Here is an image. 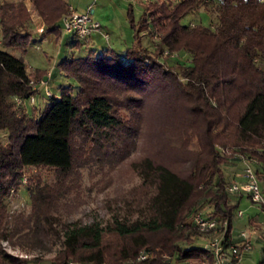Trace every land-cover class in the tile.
I'll use <instances>...</instances> for the list:
<instances>
[{
    "label": "trees",
    "instance_id": "1",
    "mask_svg": "<svg viewBox=\"0 0 264 264\" xmlns=\"http://www.w3.org/2000/svg\"><path fill=\"white\" fill-rule=\"evenodd\" d=\"M140 1L138 24L129 13L134 44L121 53L91 48L65 57L59 66L73 83L40 111L16 105L35 92L33 73L0 48V264L43 262L9 253L4 242L55 252L51 264H177L206 253L191 222L195 211L207 205L231 219L240 208L242 199L226 191L234 177L228 181L225 166L234 161L220 148L264 162V0ZM201 5L215 10L214 27L184 22ZM71 11L68 0H0L2 44L26 51L34 16L44 36L61 34ZM73 37L75 46L85 44ZM166 51L187 57L173 56L179 71L166 65ZM151 126L153 139L139 152ZM94 162L112 170L128 162L140 183L118 188L109 219H68L69 196L81 192L80 169ZM32 167L53 177H30L31 211L12 215L11 195ZM256 216L249 214L248 224ZM143 250L154 255L139 263Z\"/></svg>",
    "mask_w": 264,
    "mask_h": 264
},
{
    "label": "rangeland",
    "instance_id": "2",
    "mask_svg": "<svg viewBox=\"0 0 264 264\" xmlns=\"http://www.w3.org/2000/svg\"><path fill=\"white\" fill-rule=\"evenodd\" d=\"M77 13H85L87 9L92 6V16L102 25V33H107L109 38H106L101 32H96L92 35L91 39L85 41V44L82 46H71L68 44V35L65 36V31L62 29L61 34H48L43 35L41 30V25L39 21L34 16L32 30H33V40L30 45L27 47L26 51L20 49H14L11 47H5L2 44V30L0 28V48L6 50L7 52L17 56L22 57L27 65L29 72L33 73L31 77L32 87L35 92L31 94L34 99L27 100L25 103L16 105L20 108L31 109L35 106L38 110L44 106L45 99L49 95L45 92V87H39V81L44 79V77L37 76V69L49 70L54 74L52 81H48V89L51 95L59 96L61 94L60 87L62 85H67L73 83L72 79H68L62 73V69L59 66V63L67 56H85L91 48L95 50H101L103 48H114L117 52L125 51L127 48L131 47L135 42V32L132 27L131 15H129L130 10L136 24L141 20V17L144 13L143 2L140 0H68ZM185 23H191L192 25H208L214 27L217 23V14L212 6H199L193 12H191L185 19ZM155 40L158 41L159 37H155ZM144 43L149 45V40L144 39ZM153 45V44H152ZM150 45L149 49L154 54V47ZM94 46V47H93ZM89 47V48H88ZM150 51V52H151ZM173 56H178L180 59L185 60L187 57L178 54H171L168 51L164 52L163 60L167 62V66L171 69L179 71L180 66L175 62ZM162 59V58H161ZM44 92L41 95V92ZM154 100V98L152 99ZM155 100L152 101V105ZM154 110L155 106L152 107ZM37 110V111H38ZM41 110V109H40ZM39 110V111H40ZM38 111V112H39ZM152 113V114H151ZM151 117H153L154 111L151 112ZM148 114V115H149ZM153 126L145 128L148 132L147 141L144 138L140 141L139 152L141 147L144 145H149L151 139H153L151 129ZM0 137L3 141L6 139L4 133L0 134ZM151 138V139H150ZM138 153V151H136ZM135 156H137L135 154ZM131 156V158H133ZM128 162L122 164L120 167L112 170L110 167L105 165V167L98 166L97 162H94L92 166L84 167L80 169V189L81 192L78 197L71 193L70 198L67 201V204L70 205L67 210L72 215L67 217V214H63L65 209H63V219H83L87 220L90 216L98 215L103 219H109L111 214L108 211V208L116 204V199L119 197L118 188L124 187L129 189L140 183L138 177L131 176V172L127 168ZM242 167L241 163L238 162H229L225 166L226 175L228 176V181H231L235 174L239 172L238 170ZM38 176L44 178L47 181H51L53 177V172H49L47 169L32 167L28 168L25 171L24 183L21 187L12 193L10 198V212L12 215H18L24 213L27 216L31 211V201L29 195V183L30 177ZM251 202L244 198L242 200L240 209L244 210L245 215L242 219L238 220L235 224L237 229H244L248 225L249 214L256 213L257 207L250 206ZM63 206H66L63 202ZM201 209L211 208L207 205L201 207ZM254 225H259L261 229L264 230V213H260L256 216ZM203 242V241H202ZM5 249L15 255L20 257H29L40 256L43 259L42 264H51V259L54 257L55 252L51 253H39L33 252L28 253L21 250L18 247H13L7 242L3 243ZM262 246L260 244H255V248L246 257L240 264H257L262 257ZM58 249V246L55 250ZM163 258V257H162Z\"/></svg>",
    "mask_w": 264,
    "mask_h": 264
},
{
    "label": "built area",
    "instance_id": "3",
    "mask_svg": "<svg viewBox=\"0 0 264 264\" xmlns=\"http://www.w3.org/2000/svg\"><path fill=\"white\" fill-rule=\"evenodd\" d=\"M63 30L79 39L89 40L96 32L102 33V25L92 16V6L85 13H71L63 19ZM44 31L43 28L40 30ZM109 38L107 33H102ZM32 84L33 82L30 81ZM39 87H45L47 95L48 80L39 81ZM33 100L31 97L29 100ZM27 100L17 98L18 104ZM223 155L229 156L234 162L242 164V169L235 174L234 179L227 184L229 195L246 198L250 206L257 207V215L264 213V184L260 176H264V162L233 152L230 149L220 148ZM209 209H199L192 215L191 222L203 237V248L206 253L202 257H192L177 264H240L243 259L254 250L255 244L260 243L264 250V230L258 225L248 224L244 229H237L235 224L245 215L244 210L237 209L230 219L222 214H213ZM152 251L143 250L137 257V262H144L153 257ZM164 260H170L166 254ZM262 264H264V259Z\"/></svg>",
    "mask_w": 264,
    "mask_h": 264
},
{
    "label": "crops",
    "instance_id": "4",
    "mask_svg": "<svg viewBox=\"0 0 264 264\" xmlns=\"http://www.w3.org/2000/svg\"><path fill=\"white\" fill-rule=\"evenodd\" d=\"M73 9V7H72ZM38 20V19H37ZM42 27V25H41ZM62 29H63V25H62ZM60 35V34H59ZM68 35V44L71 45V46H75V43H74V37L72 34H68V33H65V36ZM94 47V46H93ZM37 70H40L39 72L43 73L41 77H44V79H47L48 81H52L53 77H54V74L49 71V70H41V69H37ZM63 73V72H62ZM44 92L42 91L41 92V95H43ZM256 244H260V243H256ZM261 245V244H260ZM255 248V247H254ZM261 252H262V257L261 259L258 261L257 264H262L263 262V259H264V250L261 248Z\"/></svg>",
    "mask_w": 264,
    "mask_h": 264
}]
</instances>
